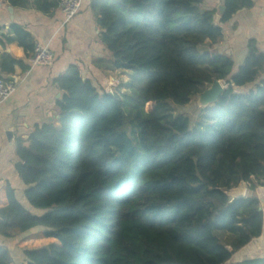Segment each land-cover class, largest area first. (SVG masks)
<instances>
[{"label":"trees","instance_id":"16d2710c","mask_svg":"<svg viewBox=\"0 0 264 264\" xmlns=\"http://www.w3.org/2000/svg\"><path fill=\"white\" fill-rule=\"evenodd\" d=\"M204 1L91 0L107 52L94 67L133 75L127 93H109L70 66L55 81L56 119L17 143L24 197L41 214L7 188L0 234L39 229L59 243L22 249L24 264H264V256L235 260L262 235L259 199L225 194L264 183V55L250 41L235 68L215 52L223 32ZM59 2L31 4L48 12ZM253 5L223 0L220 24ZM10 28L0 45L16 42L30 56L29 33ZM15 65L26 70L5 54L0 72ZM214 81L226 87L193 123L175 113ZM6 258L0 249V264Z\"/></svg>","mask_w":264,"mask_h":264},{"label":"crops","instance_id":"0c3cea01","mask_svg":"<svg viewBox=\"0 0 264 264\" xmlns=\"http://www.w3.org/2000/svg\"><path fill=\"white\" fill-rule=\"evenodd\" d=\"M28 1L30 5L27 8H16L10 6L7 0H0V36L12 39L10 27L17 25L29 33L34 44L47 47L53 54V60L49 66L33 67L28 54L16 42L0 45V62L5 54H9L26 67L23 70L20 65H15L13 73L7 75L0 72V78L13 82L15 87L8 99L0 101V209L8 204L6 190L10 188L24 208L40 215L41 211L31 208L24 197L26 186L16 171L19 162L17 143L22 140L27 144L36 126L56 119V101L62 95L56 88V79L70 66H77L82 77L92 82L97 75H103V71L94 67L93 61L105 57L107 52L98 42L99 31L90 9L91 0H81L79 13L68 22L64 21L58 7L43 12L32 6L34 0ZM252 1V8L237 12L223 24H220L223 0H205L201 5L203 11H216L214 22L222 28L223 42L214 50L230 57L235 68L243 63L250 41L255 42L258 51L264 55V0ZM261 78L264 79V70ZM252 195L259 199L264 219V183L253 194L247 191L246 197ZM35 242L38 246L59 244L53 238L44 237L39 229L27 233L12 230L10 237L0 234L1 253H7L8 264H24L21 250L37 248ZM240 253L242 259L264 256V226L261 237Z\"/></svg>","mask_w":264,"mask_h":264},{"label":"rangeland","instance_id":"374dc122","mask_svg":"<svg viewBox=\"0 0 264 264\" xmlns=\"http://www.w3.org/2000/svg\"><path fill=\"white\" fill-rule=\"evenodd\" d=\"M103 75H105V76L107 75V76L103 77ZM103 75L102 76L97 75L96 77L93 78L92 83H93V85H95V87L97 89L103 90L105 88V90L109 93H118V94L128 92L127 83L132 78V75H133L132 72H130V71H107V72L103 71ZM222 85H223V82H222ZM224 87H226V86H224ZM197 98L192 99L190 101V103L187 104L186 106L175 107L174 108L175 113H181L183 115H187L193 123L199 114L198 113L199 107L197 104ZM148 108H150V107H148ZM39 214H41V213H39ZM34 233H36V231H34ZM55 245H59V244H55ZM34 246L39 247V246H42V244L38 246V244L35 242ZM239 253L235 256V260H242V256H241L242 254L241 253L239 254Z\"/></svg>","mask_w":264,"mask_h":264},{"label":"built area","instance_id":"2783aa9c","mask_svg":"<svg viewBox=\"0 0 264 264\" xmlns=\"http://www.w3.org/2000/svg\"><path fill=\"white\" fill-rule=\"evenodd\" d=\"M81 9V0H60L58 10L62 14L64 21L72 20ZM53 60L52 52L41 44H34L29 56V63L33 67L49 66ZM14 83L0 78V101H5L14 92Z\"/></svg>","mask_w":264,"mask_h":264},{"label":"water","instance_id":"95a60500","mask_svg":"<svg viewBox=\"0 0 264 264\" xmlns=\"http://www.w3.org/2000/svg\"><path fill=\"white\" fill-rule=\"evenodd\" d=\"M224 11V7L220 8V12ZM223 87L221 81H214L210 86H208L197 98V104L199 109L205 108L208 105L216 102L218 96L222 93ZM248 191V185L245 182H241L237 187L227 190L225 194L229 197L231 202L239 199L246 198V193Z\"/></svg>","mask_w":264,"mask_h":264}]
</instances>
